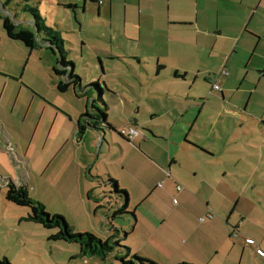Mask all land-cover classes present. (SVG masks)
Segmentation results:
<instances>
[{
    "label": "rangeland",
    "instance_id": "1",
    "mask_svg": "<svg viewBox=\"0 0 264 264\" xmlns=\"http://www.w3.org/2000/svg\"><path fill=\"white\" fill-rule=\"evenodd\" d=\"M64 2L65 0H0L6 7L5 12L12 18L16 17V24L31 30L35 29V17L31 9L38 8L42 17L46 18L45 23L59 31L64 38L68 60L76 62V65L78 63L76 74L84 77L83 84L86 86L98 81L95 78L101 69L86 68L84 59L98 65L97 52H121V46L128 45L131 48L133 44L123 38L119 39L123 27L117 25L112 28L108 22L105 26L100 25L99 21L102 22L104 17H99L97 12L92 13L90 5L84 11V0L79 1V8L75 11ZM5 12L0 9L1 14ZM76 13L87 24L85 32L80 31ZM115 14L117 22L124 19L122 10L116 9ZM97 34L104 39L96 36ZM83 38L90 42L83 45ZM0 39V259L7 258L12 264H122L115 256H112L113 262H106L98 257H81L77 255L80 250L78 244L50 240L51 234L57 232L56 228L49 229L27 220L26 217L31 214L30 207L7 199L9 182L17 186L24 185L32 198L45 205L46 212L65 216L74 232H91L104 240L110 236L109 229L113 221L105 218L103 211L95 213L97 203L93 192L90 193L91 201L86 195L80 198L74 184L68 183V179H71L68 167L74 168L79 159L74 144H79L80 139L74 136V140L65 143V127L75 125V121L71 120L72 112L79 109L82 113L86 111V98L78 97L73 88L60 91L57 82L50 75L52 63L46 52L39 47L32 50L23 42L9 38L1 19ZM166 40L173 47L180 44L174 35L167 36ZM243 42L244 40L241 44ZM251 42L253 44L255 41ZM148 44L150 43L145 41L144 45ZM184 45V49L197 54L194 68L199 73H189L187 83L186 80H175L174 71L168 68L161 79L151 82L160 84L165 94L161 95L163 106L155 103L156 112L162 110L163 113L157 118L148 119L147 125H159L163 135L169 136L176 125L186 124L187 134L201 106L194 109L178 107L177 110L174 106L185 103L184 99L174 98L169 94L188 87L195 96L201 95V99H196L194 103H202L203 98L209 101L203 116L196 123L197 127L190 133V138L208 144L217 154L208 156L196 148L200 159H197L193 169L188 166L190 162H185L184 167L178 170L180 175L186 173L189 180L179 182L183 189L178 192L193 194L195 197L199 194L203 199L211 198L216 205V209L213 208L212 211L216 219L218 216L224 219L226 229L223 224L207 227L208 222L200 219L204 213L197 207L190 206L193 226L180 227L183 223L181 220L177 221L180 229L186 230L178 235L181 246L185 248L191 243L189 248L180 251L172 259L158 257L156 261L160 264H264V76L260 73L264 68V59L256 56L251 60L249 54L241 51L233 57L229 53L220 68L227 72V76L217 78L225 94L222 98L219 92L211 93V81L205 76L220 71L216 65L221 61L220 56L229 50V46L226 47L225 42L215 43L214 38L205 40L199 48L191 47L187 42ZM47 52L52 54L51 50L47 49ZM101 56L108 60L105 55ZM143 59L150 67L149 58ZM259 63L262 66L260 69L255 67ZM114 76L124 88L123 94H127L132 101L138 97L142 106L147 105L152 110L153 101L148 97L153 94V85L147 84L150 80L143 78L142 85L132 75ZM259 77L263 78L261 83L258 81ZM194 78L197 80L195 86L192 85ZM174 83L177 90H173ZM102 85L104 86L103 82ZM131 87L139 89L136 96ZM132 112L142 119L136 108ZM135 126L142 131L140 125ZM111 132L110 129L106 131L108 139L111 138ZM197 137L200 139H196ZM91 140L90 135L88 142ZM86 143L82 149L88 151L90 148ZM198 147L203 148L199 144ZM95 158L84 157L88 164H94ZM207 173L213 176L215 174L210 186H206L201 179ZM166 179V176L159 179L164 188ZM121 190L125 188L122 187ZM167 196L170 208L173 203L183 204L181 194L173 195L171 192ZM149 200L148 205L155 209L158 203ZM129 212L133 213L131 210ZM113 220L128 232L132 230L135 218L133 214H125ZM235 227L240 229L234 232ZM248 237L253 243L246 241ZM128 244L129 242L126 245L131 247ZM118 253L120 256L124 254ZM145 253L151 255L149 251Z\"/></svg>",
    "mask_w": 264,
    "mask_h": 264
},
{
    "label": "crops",
    "instance_id": "2",
    "mask_svg": "<svg viewBox=\"0 0 264 264\" xmlns=\"http://www.w3.org/2000/svg\"><path fill=\"white\" fill-rule=\"evenodd\" d=\"M79 1L81 0H65L64 3H66L65 5L74 4L78 7ZM2 5L0 3V9L5 12L6 7L2 8ZM89 5L92 7V13L97 12L99 17H102V19L104 17L102 22L99 21L100 25L105 26L106 22L112 28L120 25L123 27V31L119 39L122 40L123 38L127 40L126 42L132 43L133 46L131 48L128 45L121 46V52L113 50L111 52L105 50L97 52L98 65L96 63L91 64L89 60L84 59L83 63L86 68L101 69L95 79H98L97 82L101 85L102 82L104 84V86L102 85V97L107 104V121L115 130H111L110 140L106 133L103 136L100 131L88 129L83 138L80 139V143L74 144L79 159L74 168L68 167L71 173V179H68V183L74 184L73 187L77 190L76 194L80 198L86 195L91 201L92 198L89 195L93 192L94 201L97 203L94 211L95 213H99V210L103 211L106 218L118 205L115 202L110 203L111 200L105 193V191L110 190V185L106 182L109 178L116 179L119 188L124 187L128 192V211L131 210L136 215V220L132 221V230L127 229L130 235L125 238V243L129 242L128 245L131 246L132 253L140 256L155 261L158 257L172 259L180 251L189 248V244H191L189 243L185 248H182L178 237L186 231L185 229L181 230L180 227L193 226L190 206H195L204 213V216L200 219L208 222L207 227L212 228L223 224V228L226 229V226L222 217L218 216V219H216L212 211L213 208L216 209V205L211 198L203 199L199 194L195 197L193 194L179 193L177 189L179 182H184V180L189 182L186 173L183 175L178 173V170L184 167L185 162H190L188 166L190 165L192 170L197 159H200L199 150L208 156L217 154L215 149L208 146V144H202L199 142L200 140L190 138V133L197 127L196 123L203 116L209 101L203 98L202 103L201 101L200 104L194 103L196 99H201V95L195 96L191 89L188 90V87L177 90L174 83L173 90L177 91L169 95L174 98H182L185 102L179 103L177 107L174 106L177 110L178 107L194 109L198 106H201V109L199 114L195 116L189 133L186 134L185 132L187 125L181 124L176 125L169 136H165L159 129V125H147L149 123L148 119L157 118L163 113L162 110L156 112L155 103L162 105L161 95L165 94L160 84L151 82L161 79L163 72L168 68H172L174 72L177 71L179 74H185V77H178L173 72L175 80L182 79L186 80L187 83L189 73H194V71L199 73V70L194 68L198 56L194 51L184 49L186 42L191 47L196 46L198 48L205 40H213V38L215 43L225 42L226 47L229 46V50L220 56L221 61L216 65L218 70H220L225 57L229 53L230 57H233L241 51L244 54H249L251 60L256 56L264 59V0H84V11L90 8ZM116 9L123 11L124 19L122 21L120 19V22L115 20ZM0 15L3 14L0 13ZM75 16L80 21V31L85 32L86 22L79 19L77 13ZM97 24L99 26V23ZM172 35L180 43L175 47L167 43L166 40L167 36L171 37ZM96 36L104 39L100 34ZM43 38L44 35L41 33L40 39ZM111 39H113V36H111ZM243 40L244 42L241 44ZM251 40L255 42L252 44ZM82 41L83 45L90 42L85 38ZM145 41L150 44L144 45ZM39 48L46 52L52 63V67L49 68L51 75L55 57L47 52L45 46L41 45ZM164 53H167V55ZM101 55H105L108 60L101 58ZM146 57L150 60V67L147 66V61L143 59ZM199 57L201 58V56ZM131 59L136 61L132 62ZM250 59L248 64H250ZM159 65H163L164 68H158ZM255 67L260 69L262 66L259 63ZM260 73H263L264 76V68ZM120 74L132 75V77L142 82V85L144 84L143 78L150 80L147 84L153 85L151 88L153 94L148 97L153 101L152 110L147 105L142 106V101L138 97L132 101L127 94H123L125 93L124 88L119 84V81L114 79V75ZM223 75L227 76L220 70L217 74L213 73V75L205 76L207 80L211 81V93L219 92L222 98L225 95L223 89L221 91L214 90L212 82L218 81L217 78ZM81 78L83 82L84 77ZM119 79L123 80L122 77H119ZM262 79L261 77L258 78L259 83ZM196 82L197 80L194 78L192 85L195 86ZM131 89L136 96L139 89L135 87H131ZM106 95L107 97H105ZM87 103L86 98V109ZM134 108H136L137 114L141 115L142 119L134 115L132 112ZM82 114L81 109L71 113V120L75 121V125L65 127V143L74 140V136L78 137V121ZM185 121L190 122L189 120ZM131 125L142 127V131L139 129L140 133L132 140L124 137L119 132L120 129ZM90 135L92 140L88 142ZM182 137H184V140H182ZM196 139L200 138L197 137ZM84 143L90 148L88 151L82 149ZM198 144L203 148L198 147ZM85 156L89 159L91 156H95L94 164L85 162ZM155 173L156 175H154ZM162 176L167 178L165 188L163 183L159 182ZM214 176L207 173L201 179L206 186H210ZM158 186L164 189H159ZM167 190H169V195H171V192L173 195L181 194L183 204L174 205L173 203L170 208ZM148 200L155 204L158 203L157 207L151 209L147 203ZM118 201H120V198ZM92 207L90 208L92 209ZM180 220L183 225L179 227L177 221ZM117 227L124 230L123 226ZM238 229L240 228L235 227L233 230L235 232ZM109 233L112 234L111 229H109ZM246 241L253 243L250 237ZM145 251H149L151 255L146 254Z\"/></svg>",
    "mask_w": 264,
    "mask_h": 264
},
{
    "label": "trees",
    "instance_id": "3",
    "mask_svg": "<svg viewBox=\"0 0 264 264\" xmlns=\"http://www.w3.org/2000/svg\"><path fill=\"white\" fill-rule=\"evenodd\" d=\"M3 7L5 8L4 4L2 5ZM67 7H71L73 10L78 8L74 4H68ZM31 11L35 17L33 19L34 30L23 28L21 25L16 24L15 16L12 18L7 13L0 15L3 21V28L9 38L23 42L32 50L41 45L51 50L55 57L52 74L57 82L58 89L60 91H68V89L73 88L78 97L87 98V109L78 121L77 135L79 139L83 138L88 129L97 131L115 130L107 121V104L102 97V85L99 82L83 85L80 76L76 74V62L68 60L65 40L60 32L45 23V19L38 8H32ZM41 33H45L43 39H40ZM158 68H164V66L159 65ZM174 75L178 77L186 76L185 74H179L177 71L174 72ZM106 183L110 185V190L105 191L107 197L111 200L110 203L115 202L118 205L108 216L113 221L110 227L113 232L105 240L91 232H74L65 216L46 212L45 205L32 198L29 190L24 185L17 186L15 183L9 182L6 197L9 201L18 205L30 207L31 214L26 217L27 220L40 223L49 229L56 228L57 232L51 234L50 240L78 244L80 250L77 255L81 257H98L106 262H113L112 256H115V259L120 260L122 264H135V261L137 264H160L155 260L133 254L131 247L124 245L125 238L130 235V232L117 227L113 219L120 215L133 214L136 220V215L135 212L131 213L128 211V192L119 188L117 180L109 178ZM119 198L120 201H118ZM118 252L124 254L120 256ZM0 264L12 263L7 258H2L0 259ZM178 264L190 263L182 262Z\"/></svg>",
    "mask_w": 264,
    "mask_h": 264
},
{
    "label": "built area",
    "instance_id": "4",
    "mask_svg": "<svg viewBox=\"0 0 264 264\" xmlns=\"http://www.w3.org/2000/svg\"><path fill=\"white\" fill-rule=\"evenodd\" d=\"M223 73L227 74V72L225 70H223ZM212 87L216 91L222 90L221 86L217 83V81H213ZM119 132L124 137H127L128 139L132 140L136 135H138L140 133V130L136 126L131 125L130 127H125V128L120 129ZM177 189H178V191L182 190L183 189L182 185L177 184Z\"/></svg>",
    "mask_w": 264,
    "mask_h": 264
},
{
    "label": "water",
    "instance_id": "5",
    "mask_svg": "<svg viewBox=\"0 0 264 264\" xmlns=\"http://www.w3.org/2000/svg\"><path fill=\"white\" fill-rule=\"evenodd\" d=\"M59 53H60V50H59ZM81 78V77H80ZM81 81H82V78H81ZM103 96V95H102ZM106 131L107 130H104V131H100L101 132V134L104 136L105 135V133H106Z\"/></svg>",
    "mask_w": 264,
    "mask_h": 264
}]
</instances>
